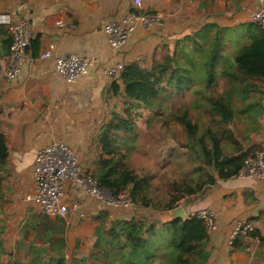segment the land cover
<instances>
[{"label":"crops","instance_id":"obj_1","mask_svg":"<svg viewBox=\"0 0 264 264\" xmlns=\"http://www.w3.org/2000/svg\"><path fill=\"white\" fill-rule=\"evenodd\" d=\"M0 0V12L11 20L29 22V48L22 74L7 78V54L12 35L9 25L0 23V130L5 134L8 158L0 179V264H110L95 246V230L101 219L107 224L125 218H148L149 209L106 207L86 195L78 185L67 183V200L77 202V212L66 216L47 215L29 200L34 192L33 165L38 149L54 140L67 142L79 156L85 169L94 173L101 165L99 135L110 121V110L119 96L112 90L113 81L106 66L117 62L140 61L150 64L160 57L161 48H173L193 36L204 43L203 35H213L215 26L228 27L218 55L219 70L229 69L237 45L250 39L251 12L259 0ZM160 12L161 23L152 33L139 27L121 49L111 46L104 31L105 22L128 11ZM74 23L60 27L58 20ZM242 26L244 38L234 30ZM50 42L56 44L53 56L43 59L41 52ZM78 54L96 59L94 69L75 82H68L55 68L58 55ZM250 110L240 111L234 122L235 137L255 154L264 147L263 98L249 101ZM183 202V203H182ZM188 214L212 208L219 215V229L209 234L208 264H264V177L235 176L219 179L189 197L182 199ZM108 212V213H107ZM169 210L155 217L167 221ZM107 214V215H106ZM104 215V216H103ZM250 217L255 230L239 237L233 245L227 242L235 222ZM93 240L92 245L89 244ZM91 252V253H89ZM96 259V260H95Z\"/></svg>","mask_w":264,"mask_h":264},{"label":"trees","instance_id":"obj_2","mask_svg":"<svg viewBox=\"0 0 264 264\" xmlns=\"http://www.w3.org/2000/svg\"><path fill=\"white\" fill-rule=\"evenodd\" d=\"M251 25L247 35L250 40L237 45L233 60L227 63L231 70L218 69V55L230 28L216 25L213 35L202 36L204 43L197 39L198 33L193 36L191 45L182 40L173 48L163 46V59L153 57L150 64L125 63L120 80L112 83L113 93L121 97L124 108L122 111L111 108V119L101 128L99 141L107 156L100 158L101 165L93 174L99 184L113 194L127 191L136 206L148 208L149 213L148 218H125L110 224L106 217L101 219L95 230V246L110 264H208L209 233L203 219L189 215L186 219L161 221L155 214L176 207L182 199L189 201V197L205 185L215 184L217 176L219 179L238 176L247 157L253 155L235 137L232 126L240 111L250 110L254 105L252 102L236 109V96L246 100L264 78V29L252 21ZM219 75L227 77L229 86L216 94ZM198 81L204 86L194 87ZM188 88L193 93L190 105L175 103L170 107V113L188 135L189 141L184 145L200 161L196 168L198 180H169L173 193L154 201L148 190L150 178L122 160L120 145L122 142L131 145L130 137L136 134L134 108L161 113L167 100ZM193 109L210 115L208 126L200 128L192 119ZM7 158L8 146L5 134L0 130V179Z\"/></svg>","mask_w":264,"mask_h":264},{"label":"built area","instance_id":"obj_3","mask_svg":"<svg viewBox=\"0 0 264 264\" xmlns=\"http://www.w3.org/2000/svg\"><path fill=\"white\" fill-rule=\"evenodd\" d=\"M134 4L142 7V0H134ZM164 15L160 12L128 11L121 17L105 22L103 28L111 46L115 49L123 48L139 27L152 33L161 23ZM252 22L259 24L264 29V0H259V6L251 12ZM0 23L9 25L12 43L7 54L6 75L10 80L17 79L23 72L24 61L29 48V22L25 18L11 20L10 14L0 12ZM60 27H74V23L58 20ZM56 48L50 42L41 52V58L53 56ZM96 59L91 56L78 54L58 55L55 57L56 70L68 81L75 82L82 76L89 74L95 67ZM125 62H117L106 66L105 70L110 79L120 80V74ZM264 87V78H263ZM33 172L35 177L34 192L28 199L37 203L41 211L47 215L66 216L77 212L80 208L77 202L67 200V183L73 182L88 196L96 198L102 204L115 209H134L136 204L127 191L113 194L109 189L99 184L96 176L87 171L80 161L79 156L71 146L62 139L54 140L44 145L35 155ZM240 176L264 177V147L245 160ZM205 222L209 234L219 229L220 221L216 210L202 208L193 212ZM255 229V222L250 217L238 219L232 226L227 242L233 245L239 237H247Z\"/></svg>","mask_w":264,"mask_h":264},{"label":"rangeland","instance_id":"obj_4","mask_svg":"<svg viewBox=\"0 0 264 264\" xmlns=\"http://www.w3.org/2000/svg\"><path fill=\"white\" fill-rule=\"evenodd\" d=\"M243 30L245 31L246 29L242 26L237 27L234 30V35L238 36L240 33L242 39L245 40ZM232 32L233 30L229 29L225 35L227 36ZM160 55V58L163 59L164 52H161ZM258 83L260 87L250 93L249 101L263 98V82L260 81ZM203 86L204 83L202 81L194 84V87ZM228 86L227 77L219 75L217 87L215 88L216 94L222 93ZM192 98V90L188 88L183 93L167 100L161 113H155L148 108L133 109L136 134L134 137H130V133H127L131 138V145H128L127 142H122L119 156L133 170L150 178L148 190L154 201L173 193L169 187V180L182 181L190 178H193L194 181L198 180L199 171L196 168L199 166L200 161L196 159L195 153H192V150L184 145L189 141L188 135L184 126L174 121L170 113V107L173 104L190 105ZM114 102L115 106L112 108L122 111L124 103L121 97ZM242 104L241 97L237 95L234 108L240 109ZM199 111V109L192 110V119L199 123L200 128H204L209 125L211 117L208 113ZM135 112L139 114L136 115ZM235 122L232 125L234 128L243 125ZM211 171L213 172L212 169ZM93 240L94 238L89 241L90 245H92ZM96 261L100 264L102 263V258Z\"/></svg>","mask_w":264,"mask_h":264},{"label":"water","instance_id":"obj_5","mask_svg":"<svg viewBox=\"0 0 264 264\" xmlns=\"http://www.w3.org/2000/svg\"><path fill=\"white\" fill-rule=\"evenodd\" d=\"M188 214L182 204H178L176 207L169 209L167 221L173 220L175 218L186 219Z\"/></svg>","mask_w":264,"mask_h":264}]
</instances>
